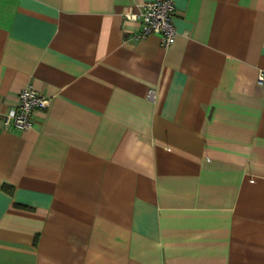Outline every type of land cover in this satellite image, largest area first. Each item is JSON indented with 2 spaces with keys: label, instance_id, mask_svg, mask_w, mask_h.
Wrapping results in <instances>:
<instances>
[{
  "label": "crops",
  "instance_id": "crops-1",
  "mask_svg": "<svg viewBox=\"0 0 264 264\" xmlns=\"http://www.w3.org/2000/svg\"><path fill=\"white\" fill-rule=\"evenodd\" d=\"M146 1L0 0V264H264V0Z\"/></svg>",
  "mask_w": 264,
  "mask_h": 264
},
{
  "label": "built area",
  "instance_id": "built-area-1",
  "mask_svg": "<svg viewBox=\"0 0 264 264\" xmlns=\"http://www.w3.org/2000/svg\"><path fill=\"white\" fill-rule=\"evenodd\" d=\"M175 12L173 0H152L139 5L137 13L127 8L122 14L126 20L140 21V30L133 38L142 39L149 35L159 37L163 48L171 46L174 42L176 31L172 23ZM257 83L264 85V70H259ZM148 96H153L149 90ZM18 104L3 115L2 125L5 128L27 129L31 126V117L35 109L45 110L49 100L41 96L31 87L22 89L17 95Z\"/></svg>",
  "mask_w": 264,
  "mask_h": 264
}]
</instances>
